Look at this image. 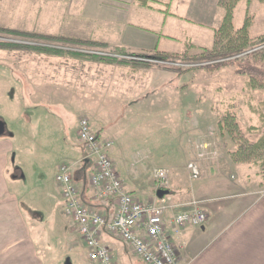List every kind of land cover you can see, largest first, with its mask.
Returning <instances> with one entry per match:
<instances>
[{
    "label": "rangeland",
    "instance_id": "rangeland-1",
    "mask_svg": "<svg viewBox=\"0 0 264 264\" xmlns=\"http://www.w3.org/2000/svg\"><path fill=\"white\" fill-rule=\"evenodd\" d=\"M105 6H97V13L103 14L107 10ZM50 8L54 19L49 16V19L34 22L32 26L29 22L23 21L17 26L19 27L17 31L75 38L86 37H79L80 32L89 34L90 31H94L90 38H94L93 41H102L98 40L102 31L96 27L94 29L84 23L65 19L64 15H70L67 6L58 5ZM248 16L253 19L251 36L256 39L264 35V0H241L235 10V28H241ZM81 18L90 20L85 10L82 11ZM103 23L97 20V25L105 27ZM111 24L119 30L124 29L118 23ZM126 28L128 31L139 30L133 29L132 25H127ZM0 44L28 47L57 46L67 50L84 48L75 45L58 46L53 42L3 32H0ZM108 46L105 51L113 49L109 44ZM87 63L38 54L28 49H0V121L6 124L5 134L0 136L3 143L1 151L10 150L11 166L18 177L17 188L21 186L22 190L28 191L22 197V206L48 207L55 199L49 191L56 189L52 180L58 167L68 162L73 164V168H77L76 162L82 156L81 148L78 147L80 143L76 137L78 120L83 116L94 119L95 114L99 119L108 122L113 130V137L117 138V149L123 151L126 147L131 160L134 161L137 151L149 154V158L144 160L142 165L147 177L153 174L155 166L164 164L169 169L170 177L173 179L175 173H180L181 187L189 189L190 182L198 181L201 177L197 180L190 178L186 168L188 152L191 144L203 139L211 144L217 156L212 161L200 162V168L202 165L213 166L223 178L230 180V174L237 176L239 173L234 169L235 166L242 165L240 166L242 168L250 166L260 177L258 181L262 186L260 192L264 191V177L259 174L256 166L235 164L231 160L230 152L234 149V144L218 126L221 118L227 113L236 115L244 132L249 127H259L263 123L260 116L264 115V90H250L247 87L246 76L238 75L231 66L211 72L206 69H191V66L167 68L148 63L152 65L151 69L155 70L153 72L156 70L160 72V75L152 76V87L147 83L142 85L146 92L152 93L150 96H141L143 100L132 105L131 102L124 104L123 101L117 100L122 98H117L113 94L107 97L105 94L101 96L90 93L87 103L82 100L83 92L75 81L78 76L86 74ZM72 83L78 88L77 92ZM41 91L44 94H41ZM41 95L56 99L59 103L41 101ZM104 96V99H108L104 100ZM26 99L31 104L29 108H25ZM105 106L108 107L107 110ZM23 108L28 118L33 119V124L17 120L15 116L17 110L21 113V110L24 111ZM194 121L197 123L196 126L193 125ZM93 126L96 127V124ZM251 138L255 139V134L251 135ZM67 146L72 149V153ZM151 147L159 148L166 153V157L153 155ZM225 163L235 166L229 168L224 166ZM231 180L234 181V177ZM14 187L12 185V188ZM56 202L59 203L58 241L51 247L58 257V264L59 255L63 257L61 264H93L88 260V251L77 233L70 232L72 223L62 215L64 201L59 198ZM42 215L46 216L48 221L49 239L54 236L49 235L51 231L49 225L55 213L46 212ZM69 240L71 243L74 242V247H78L79 252L70 250ZM115 258L117 264H142L128 253L123 257L115 254Z\"/></svg>",
    "mask_w": 264,
    "mask_h": 264
},
{
    "label": "crops",
    "instance_id": "crops-1",
    "mask_svg": "<svg viewBox=\"0 0 264 264\" xmlns=\"http://www.w3.org/2000/svg\"><path fill=\"white\" fill-rule=\"evenodd\" d=\"M218 3L219 0H0V29L17 30L19 28L17 26L23 21L29 22L32 26L34 22L44 21L50 17L54 19L50 7L67 6L70 15H64L65 19L84 23L94 29L96 27L102 31L98 40L108 43L111 48H120L137 55H148L155 51L178 54L185 50L187 43H190L193 45L191 53L196 54L200 49L210 48L213 44L215 30L220 27L223 18ZM100 5H107L105 6L107 10L103 14L97 13V6ZM83 10L90 20L81 18ZM97 20L104 22L105 27L97 25ZM111 23H118L124 29L121 28L120 31ZM127 25L139 30L128 31ZM78 34L79 37L86 36L79 39L95 40L90 38L94 31H90L89 34L84 32ZM86 62H88L86 74L78 76L75 81L83 92L82 100L87 103L91 93L101 96L105 94L107 97L113 94L117 98H122L117 100L123 101L124 104L129 102L132 105L136 104L143 100L141 96L148 97L152 94L146 92L142 85L147 83L152 87V76L160 75L157 70L153 72L155 70L151 67L132 68L129 65L94 61L82 63ZM74 89L77 92L78 88L75 85ZM41 94L44 92L41 91ZM41 98V101L59 103L56 99L43 95ZM24 103L25 108L31 107L29 100L26 99ZM25 108L21 113L17 110L15 116L17 120L33 124V119L28 118ZM107 109L105 106V110ZM188 117L189 115L187 120ZM82 118H87L100 136L114 141L112 158L126 191L130 194L149 202L157 200L177 205L192 201L201 203V207L208 214V222L204 229L186 227L179 236H175L167 220L168 231L177 251L178 264H264V191L260 192L262 188L258 182L260 177L255 170L253 172L252 167L242 168L240 167L242 165L231 166L225 163L224 166L229 168L235 166L234 169L240 173L237 176L230 174L229 179L234 177L232 181L223 178L213 166L202 165L201 178L190 182L189 189L181 187V174L175 173L173 179L170 177L171 189L165 190L168 192L166 196L164 195L167 198L163 199L164 196L157 195L154 172L158 168H166L168 171L169 169L164 164L155 166L153 174L147 177L142 165L144 160L149 158V154L137 151L136 158L134 161L131 160L126 147L123 151L117 149V138L113 137V130L107 121L99 119L96 114L94 119L83 116L78 121ZM92 123L96 124V127ZM193 125L196 126L197 123L194 121ZM195 144L194 142L190 145L187 165L193 156L196 159ZM169 145L170 143L167 144ZM78 147L81 148L82 156L76 162L77 168H73L75 185L81 190L85 203L112 218L116 207L113 202H96L94 189L89 183L90 175L95 170L94 164L86 159L85 147L81 143ZM1 148L3 143L0 141V264H58V257L51 247L58 241L59 203L56 199L63 200L61 190L55 182L58 169L52 180L56 189L49 191L52 197L55 196L51 204L48 207L22 206V197L28 191L22 190L21 186L17 188L18 177L11 166L10 150L1 151ZM67 149L72 153V149L69 147ZM149 149L150 146L148 152ZM152 154L166 157V153L159 148L153 149ZM12 185L15 187L12 188ZM61 211L62 215L69 219V223H72L65 215L64 207ZM46 212L55 213L49 225L51 229L49 235L54 236L49 239L48 221L46 216L42 215ZM70 232L76 234L73 224H70ZM103 240L113 250L114 255L123 257L128 253L136 259L127 246L117 239L104 235ZM69 242L70 250L79 252V248L74 247V242L71 243V240ZM62 260V255H59V264Z\"/></svg>",
    "mask_w": 264,
    "mask_h": 264
},
{
    "label": "built area",
    "instance_id": "built-area-1",
    "mask_svg": "<svg viewBox=\"0 0 264 264\" xmlns=\"http://www.w3.org/2000/svg\"><path fill=\"white\" fill-rule=\"evenodd\" d=\"M87 54L112 57L118 60L144 62L170 66H203L207 64L180 65L144 55L114 54L101 49H78ZM78 139L86 149V159L94 164L89 183L94 189L96 202H113L116 211L112 218L83 201L81 190L75 185L73 165L63 163L58 167L55 182L64 201V213L70 218L73 229L88 251L93 264H117L113 250L104 242L107 235L127 246L132 255L143 264H178L177 251L169 234L167 220L175 236L186 227L205 228L208 214L198 201L188 204H166L157 200L143 201L126 191L117 172L111 151L114 141L100 136L87 118L78 125ZM196 159L187 165L190 178L197 180L202 171L200 162L212 161L217 154L211 144L203 139L196 142ZM157 191L171 189V179L166 168L154 172ZM264 194V192H263ZM183 208V209H182Z\"/></svg>",
    "mask_w": 264,
    "mask_h": 264
},
{
    "label": "trees",
    "instance_id": "trees-1",
    "mask_svg": "<svg viewBox=\"0 0 264 264\" xmlns=\"http://www.w3.org/2000/svg\"><path fill=\"white\" fill-rule=\"evenodd\" d=\"M240 1L241 0H219L218 6L222 11L223 18L220 27L215 30L213 44L210 48L200 49L198 53L192 54L193 45L187 43L182 53L171 54L155 51L144 56L176 64H207L190 68L206 69L211 72L231 66L238 75L248 78L247 87L250 90H264V35L256 39L251 36L253 19L250 16L246 18L241 28H235V10ZM0 32L35 40H45L47 42L56 43L58 46L59 44L66 46L75 45L84 47L85 49L101 50L109 48L108 44L103 41L85 40L62 35H47L36 32H18L17 30L8 29H0ZM9 48L28 49L38 54L78 60L80 62L94 61L108 64H123L129 65L132 68L152 66L144 62L118 60L112 57H103L76 50H67L57 46L28 47L0 44V49ZM110 52L122 55L129 54L120 48H113ZM260 117L263 121L261 126L249 127L246 132L242 130L236 115L231 113L225 114L221 118L218 126L220 131L223 134H227L234 144V149L230 152L231 160L235 164L256 166L259 170V174L264 177V115ZM253 134H255V139L251 138Z\"/></svg>",
    "mask_w": 264,
    "mask_h": 264
},
{
    "label": "water",
    "instance_id": "water-1",
    "mask_svg": "<svg viewBox=\"0 0 264 264\" xmlns=\"http://www.w3.org/2000/svg\"><path fill=\"white\" fill-rule=\"evenodd\" d=\"M5 130H6L5 122L0 121V136L5 134ZM167 193H168L167 191L160 190V191L157 192V195H158V197H163Z\"/></svg>",
    "mask_w": 264,
    "mask_h": 264
}]
</instances>
